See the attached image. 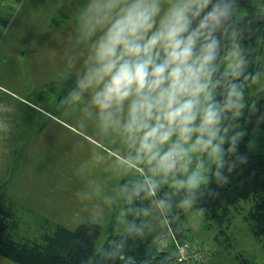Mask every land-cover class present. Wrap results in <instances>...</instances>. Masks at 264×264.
I'll use <instances>...</instances> for the list:
<instances>
[{
  "label": "clouds",
  "instance_id": "1",
  "mask_svg": "<svg viewBox=\"0 0 264 264\" xmlns=\"http://www.w3.org/2000/svg\"><path fill=\"white\" fill-rule=\"evenodd\" d=\"M240 3L73 0L52 100L86 151L75 170L82 222L111 230L93 264H136L133 243L199 229L210 185L247 163L244 124L264 120V47L245 43ZM18 110L0 94V151Z\"/></svg>",
  "mask_w": 264,
  "mask_h": 264
},
{
  "label": "rangeland",
  "instance_id": "2",
  "mask_svg": "<svg viewBox=\"0 0 264 264\" xmlns=\"http://www.w3.org/2000/svg\"><path fill=\"white\" fill-rule=\"evenodd\" d=\"M72 7L73 0H13L8 7L9 25L0 28V94L17 103L21 100L45 105L52 114L51 119L43 117L41 123L47 127L40 135H29L27 119L35 118L36 113L20 104L6 142L7 150L0 151V196H8L4 201L12 209L15 205L23 207L13 212L12 218L18 224L13 228L16 240H36L55 224L74 229L88 215L87 207L76 196L82 181L75 175L86 151L77 143L71 120L61 115L52 100V92H59L54 73L64 47L60 36L70 25ZM238 11L245 16L244 10ZM36 125H40L38 120ZM233 213L227 233L215 239L216 232L204 229V220L197 230L187 228L190 240L210 244V256L203 258L202 263L264 264L260 243L249 234L242 220L244 212ZM110 234L109 224L101 225L96 247ZM183 243L184 246L175 244L182 250L181 260L193 264L195 259L184 250L190 241ZM0 264L16 263L0 256Z\"/></svg>",
  "mask_w": 264,
  "mask_h": 264
},
{
  "label": "trees",
  "instance_id": "3",
  "mask_svg": "<svg viewBox=\"0 0 264 264\" xmlns=\"http://www.w3.org/2000/svg\"><path fill=\"white\" fill-rule=\"evenodd\" d=\"M11 1L13 0H7L4 8H0V28L9 25L8 7ZM260 4V0H241L238 9L246 13L243 21L248 30L245 43L258 50L264 47V41L257 39L264 35V13ZM21 102L35 112L31 104ZM258 105L260 111H264V96L258 101ZM244 127L247 128V134L241 139L239 147L241 152L247 153V163L230 174L227 184L210 185L214 189V195L205 201L208 212L204 218V229L216 232L213 239L221 233H227L233 219L231 214H235L234 211L238 214L241 210L244 212L242 220L249 234L260 243L264 253V120L257 121L256 114H253ZM4 198L8 196H0V256L3 258L16 264H93L94 257L96 261L99 260L96 245L101 226L97 229L83 222L72 229L55 224L50 226L48 233H43L36 240H16L13 228H17L18 224L12 218L13 212L23 207L15 205L12 209ZM184 240L190 241L184 250L195 259L193 264H203V258H209L210 244L190 240L188 229L172 232L164 239L153 240L149 237L147 240L137 241L131 245L129 256H134L136 264H139L140 261L149 259V249L155 245L160 252L152 260V264H185L181 260L182 250L175 246L178 243L184 244ZM185 261L187 263L189 260Z\"/></svg>",
  "mask_w": 264,
  "mask_h": 264
},
{
  "label": "crops",
  "instance_id": "4",
  "mask_svg": "<svg viewBox=\"0 0 264 264\" xmlns=\"http://www.w3.org/2000/svg\"><path fill=\"white\" fill-rule=\"evenodd\" d=\"M41 69H43V68H41ZM40 98H42V97H40ZM14 99L16 100V98H14ZM47 101H49V99ZM18 103H19V106H20V104H23L21 102V100H18ZM30 104H31L30 105L31 107L33 106L35 108L36 116H35V118L29 117L27 119V122H28V125H29L28 126L29 127V131H30L29 135H31V134H34V136H36L35 134H39L40 135L41 132H43L44 128L47 127L46 125H44V123H41V121L43 120V117H48V118L51 119L52 118L51 117L52 114L49 111V109H47L46 107H42L41 105H38L37 103H34V102H31ZM37 120L39 121L40 125H36ZM36 126H38L37 130H36Z\"/></svg>",
  "mask_w": 264,
  "mask_h": 264
},
{
  "label": "built area",
  "instance_id": "5",
  "mask_svg": "<svg viewBox=\"0 0 264 264\" xmlns=\"http://www.w3.org/2000/svg\"><path fill=\"white\" fill-rule=\"evenodd\" d=\"M5 4H7V0H0V8H4Z\"/></svg>",
  "mask_w": 264,
  "mask_h": 264
}]
</instances>
